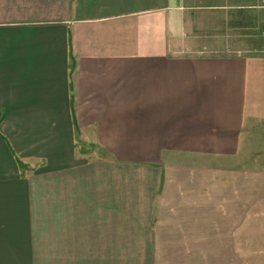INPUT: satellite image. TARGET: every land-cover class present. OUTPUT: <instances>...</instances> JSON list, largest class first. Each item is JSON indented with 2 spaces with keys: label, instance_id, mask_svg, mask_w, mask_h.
Masks as SVG:
<instances>
[{
  "label": "crops",
  "instance_id": "1",
  "mask_svg": "<svg viewBox=\"0 0 264 264\" xmlns=\"http://www.w3.org/2000/svg\"><path fill=\"white\" fill-rule=\"evenodd\" d=\"M34 259L264 264V0H0V264Z\"/></svg>",
  "mask_w": 264,
  "mask_h": 264
},
{
  "label": "rangeland",
  "instance_id": "2",
  "mask_svg": "<svg viewBox=\"0 0 264 264\" xmlns=\"http://www.w3.org/2000/svg\"><path fill=\"white\" fill-rule=\"evenodd\" d=\"M95 153H96V151H95ZM35 260V259H34ZM39 260H42V263H39ZM38 264H43V259H36L35 260Z\"/></svg>",
  "mask_w": 264,
  "mask_h": 264
}]
</instances>
